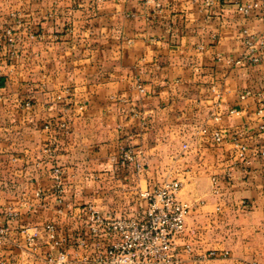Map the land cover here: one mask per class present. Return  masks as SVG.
<instances>
[{"label":"crops","instance_id":"crops-1","mask_svg":"<svg viewBox=\"0 0 264 264\" xmlns=\"http://www.w3.org/2000/svg\"><path fill=\"white\" fill-rule=\"evenodd\" d=\"M263 89L260 0H0V264L93 256L90 207L140 213L170 179L196 231L177 264H264V156L234 147L264 144ZM47 222L28 245L20 228Z\"/></svg>","mask_w":264,"mask_h":264},{"label":"built area","instance_id":"built-area-1","mask_svg":"<svg viewBox=\"0 0 264 264\" xmlns=\"http://www.w3.org/2000/svg\"><path fill=\"white\" fill-rule=\"evenodd\" d=\"M101 1V0H96ZM210 3L211 0H205ZM264 12V0H260ZM252 3L239 4L237 8L243 12L251 9ZM6 40L10 45L14 42L13 33L10 28L5 31ZM248 44L252 43L251 38H247ZM256 61L259 54L250 48L241 59ZM264 92V89H263ZM245 93H248L246 91ZM28 104V102L26 101ZM259 113H264L260 107ZM264 125L260 124L262 128ZM215 141L221 140L219 132L213 134ZM184 148L187 142L182 144ZM234 147L236 154L245 163L251 161L248 155L264 156V144L250 148L244 141L235 138ZM134 155L129 148L123 151V160L131 161ZM138 167L140 163L137 162ZM54 172L59 175L60 169L54 167ZM180 182L177 179L163 180L153 188L140 191V196L148 199L147 206L140 213L135 215H104L98 210L90 207L87 218L88 227L92 235L104 237L107 245L104 250L98 251L93 256L81 255L75 259L76 264H177L179 254L177 249V239L184 233L186 228V216L189 213L190 205L178 197ZM8 215L15 213L8 208ZM6 231L5 226H0V235ZM24 234L28 245L34 244L37 240L46 235L49 240L55 238V227L52 223L43 225L28 224L20 228ZM184 250L191 251V244L184 243ZM214 253V250H210ZM48 264H67L70 259L63 249L57 251L48 250L46 254Z\"/></svg>","mask_w":264,"mask_h":264},{"label":"rangeland","instance_id":"rangeland-1","mask_svg":"<svg viewBox=\"0 0 264 264\" xmlns=\"http://www.w3.org/2000/svg\"><path fill=\"white\" fill-rule=\"evenodd\" d=\"M188 214H189V213H188ZM134 215H135V214H134ZM186 217H187V216H186ZM186 228H187V225H186ZM186 228H185L184 231H186V230L189 231V232L193 235V237H195L194 234H196V231L193 230V232H192L191 229H188V228L186 229ZM183 234H184V233H183ZM183 234L181 235L182 238H184V237H183V236H184ZM226 236H227V235H226ZM183 240H184V239H183ZM188 241H189V240H188ZM188 241L181 242V243L177 241V249H178L179 257H180V253H182V252L185 251V250H184V243H186V242H188ZM189 243H190V242H189Z\"/></svg>","mask_w":264,"mask_h":264}]
</instances>
